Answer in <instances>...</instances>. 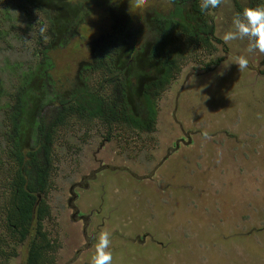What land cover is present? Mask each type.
Masks as SVG:
<instances>
[{"label":"rangeland","instance_id":"374dc122","mask_svg":"<svg viewBox=\"0 0 264 264\" xmlns=\"http://www.w3.org/2000/svg\"><path fill=\"white\" fill-rule=\"evenodd\" d=\"M261 3L222 0L218 9L205 10V26H213L209 47L191 46L184 36L174 39L168 56L181 54L180 72L147 94L152 120L139 96L126 100L140 121H153L147 129L123 111V84L104 83L112 72L88 73L91 91H99L106 102L103 120L65 117L53 150L44 153L51 171L40 196L48 208L41 231L57 245L47 257L52 255L53 264L89 261L103 230L111 233L112 264H264V118H257L258 113L264 117V53H249L247 38L223 40L225 32L235 30L239 6ZM44 28L40 10L30 9L26 0H0L2 144L12 142L7 117H12L16 91L24 90L28 73L38 75L31 86L43 80L35 68L37 36ZM113 49L112 42L104 46L109 56ZM229 53L247 57L248 68L229 65ZM90 59L89 65L98 59L108 64L105 57ZM54 91L47 95L66 94ZM111 101L121 103L115 111ZM2 191L0 202L7 195L1 198ZM3 219L0 215L5 230ZM27 245L11 236L3 249L15 252L8 264H22Z\"/></svg>","mask_w":264,"mask_h":264},{"label":"flooded vegetation","instance_id":"af4514ba","mask_svg":"<svg viewBox=\"0 0 264 264\" xmlns=\"http://www.w3.org/2000/svg\"><path fill=\"white\" fill-rule=\"evenodd\" d=\"M26 1L30 9L40 10L45 27L42 33L37 36L40 38L37 68L40 76H43L44 90L42 91L49 93V90L53 88L55 89L53 94L73 93L77 84H83L91 90L88 77L90 71L112 72L114 74L112 77L105 74L104 83L123 84L126 95L122 102L123 111L131 113L134 121L141 115L135 109L130 108L126 100L137 99L139 96L140 107L148 116L147 108L144 105V95H147L152 88L160 87L163 84L168 85L173 80V76L180 72L181 61L176 64L178 71L176 73L173 71L171 77L164 81L162 76L164 77L165 70L159 64L161 59L170 61L171 56H168V50L174 39L184 36L189 39L191 46H204L202 39L205 38V34L199 28L205 25L202 19L205 10H201L197 0H188L190 5L188 9L184 8V13L190 14L191 17L186 22L190 24L189 27L193 31V41L189 34L176 28V26L182 27V25L179 24L180 21L175 14L172 16V13L176 12V7L182 6L183 0ZM41 1L43 2L40 3ZM238 8L240 12L244 9L241 6ZM211 34L212 39L213 34ZM116 35L118 37L113 38ZM102 40L106 42L100 45ZM163 40L168 42L166 48H163ZM107 42H112L114 45L112 56H109L104 50ZM89 49L92 57H105L108 64L105 65L101 59H98L89 65V61H91L90 55H88ZM59 66L62 69H59ZM56 67L58 69L53 70ZM205 68L209 69V65H206ZM51 71L52 73H50ZM261 75L264 76V72ZM48 99L52 101H48ZM60 100L63 102V96L56 95L55 98H50L48 95L45 98L44 101L47 104L44 105L42 113L46 120H52V115H49L51 112L60 113L61 110L57 109L61 107ZM119 104L121 103L111 101L108 106L111 111H115ZM55 116L57 115L54 114ZM129 119L131 120V118ZM93 177L92 173V176L85 178L84 181ZM81 180L82 178H80ZM75 185L80 186L81 183H74L70 192ZM10 237L9 231L0 229V240L6 241L5 245L0 242V264H8L11 258L7 259L9 252L6 253L3 250L10 242ZM90 255V260L83 264H91L94 255L92 253ZM68 264H73V262L70 261Z\"/></svg>","mask_w":264,"mask_h":264},{"label":"trees","instance_id":"16d2710c","mask_svg":"<svg viewBox=\"0 0 264 264\" xmlns=\"http://www.w3.org/2000/svg\"><path fill=\"white\" fill-rule=\"evenodd\" d=\"M189 5L188 0H183L182 6L176 7V12L172 13V16L175 14L180 21L179 24L182 25L176 28L189 34L193 41V31L189 27L190 24L186 22L191 17L190 14L184 13V8L188 9ZM199 30L205 34V38L202 39L204 46L209 47L210 40H214L210 37V34H213V26L204 25ZM162 45L166 48L168 42L163 40ZM170 56V61L161 59L159 62L165 70V79L162 76L164 81L171 77L173 71L174 73L178 71L176 64L181 61V54H170ZM262 64L264 65V59ZM35 69L38 71V68ZM37 77L35 72L28 73L23 86L24 90L21 91L19 87L16 91V105L13 108L12 117H7L12 142L0 143V190H3L1 198L5 196L4 192L7 193L0 202V215H3V220L6 221L4 231H9L12 239L17 240L18 243L28 244L24 264H46V261L48 264H53L52 255L50 259L47 257L49 252L56 251L57 245H53L54 242H51L46 233L41 231V222L48 216V208L43 200L36 204L38 197L44 194L49 186L51 167L48 165L49 154L46 156L44 153L46 151L50 153L53 150L58 128L67 122L65 117L75 114L88 123L95 118L103 120L106 102L99 97V91L93 92L83 84H77L73 93H66L63 96V102L59 101L61 107L57 109L61 110L60 113L51 112L49 115H52V120L48 121L42 113L44 105L47 104L44 100L48 96L47 92L42 91L44 90L43 80L41 83L35 80L34 85L31 86V82ZM48 101L52 100L48 99ZM144 101L148 117L152 120L155 115L152 101L148 95H144ZM54 114L58 117H54ZM132 116L128 115L131 122L134 125H140L141 129H147V124L153 122L139 121L138 118V121H134ZM26 119L29 121H25ZM4 162H11L13 167L8 169V165ZM34 213L35 217L32 219ZM32 220L35 221V226L31 230ZM0 242L3 245L6 244L4 239ZM12 256H15L14 251L7 255V259Z\"/></svg>","mask_w":264,"mask_h":264},{"label":"clouds","instance_id":"9594fccd","mask_svg":"<svg viewBox=\"0 0 264 264\" xmlns=\"http://www.w3.org/2000/svg\"><path fill=\"white\" fill-rule=\"evenodd\" d=\"M222 0H201V10L216 9ZM234 31H227L223 36L225 42L235 39L248 40L247 51L249 53L259 51L264 53V3L256 7H245L242 12H237L233 17ZM43 31V29H41ZM229 55L231 63L235 64L239 71H244L249 66V60L243 55ZM228 65V66H229ZM257 118H264L257 114ZM41 201V199H40ZM39 201V202H40ZM111 233L107 230L101 231L95 237V255L91 264H112L113 254L110 250Z\"/></svg>","mask_w":264,"mask_h":264},{"label":"water","instance_id":"95a60500","mask_svg":"<svg viewBox=\"0 0 264 264\" xmlns=\"http://www.w3.org/2000/svg\"><path fill=\"white\" fill-rule=\"evenodd\" d=\"M40 196L38 197V199H37V201H36V204H39V201H40ZM34 217H35V213L33 214V216H32V219H34ZM32 224H35V221L34 220H32ZM25 244H27L26 242H25ZM25 257H26V254H25ZM25 257H24V259H23V262H24V260H25Z\"/></svg>","mask_w":264,"mask_h":264}]
</instances>
